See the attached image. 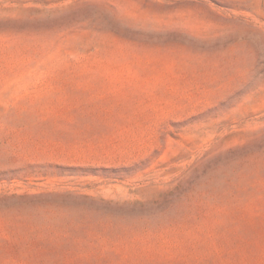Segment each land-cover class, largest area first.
Segmentation results:
<instances>
[{
  "label": "rangeland",
  "instance_id": "rangeland-1",
  "mask_svg": "<svg viewBox=\"0 0 264 264\" xmlns=\"http://www.w3.org/2000/svg\"><path fill=\"white\" fill-rule=\"evenodd\" d=\"M0 264H264V0H0Z\"/></svg>",
  "mask_w": 264,
  "mask_h": 264
}]
</instances>
